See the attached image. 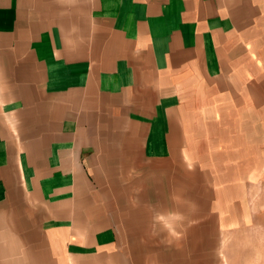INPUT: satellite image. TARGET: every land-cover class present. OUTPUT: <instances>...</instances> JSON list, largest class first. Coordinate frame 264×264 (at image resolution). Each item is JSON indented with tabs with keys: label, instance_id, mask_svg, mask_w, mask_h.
<instances>
[{
	"label": "crops",
	"instance_id": "0c3cea01",
	"mask_svg": "<svg viewBox=\"0 0 264 264\" xmlns=\"http://www.w3.org/2000/svg\"><path fill=\"white\" fill-rule=\"evenodd\" d=\"M235 136L263 184L264 0H0V264H145L119 160L160 197Z\"/></svg>",
	"mask_w": 264,
	"mask_h": 264
},
{
	"label": "rangeland",
	"instance_id": "374dc122",
	"mask_svg": "<svg viewBox=\"0 0 264 264\" xmlns=\"http://www.w3.org/2000/svg\"><path fill=\"white\" fill-rule=\"evenodd\" d=\"M238 138L228 144L237 150L228 148L227 161L223 153L210 168L159 167L170 172L163 178L174 179L162 184L160 197L154 196L156 183L146 181L150 174L149 180L154 179L155 168L143 172L149 162L140 158L139 149L132 152L131 165L119 160L116 173L129 186L124 204L131 211L149 212L135 215L142 228L137 257L145 264H264V199L250 195L264 190V183L246 182L247 167L238 183Z\"/></svg>",
	"mask_w": 264,
	"mask_h": 264
}]
</instances>
